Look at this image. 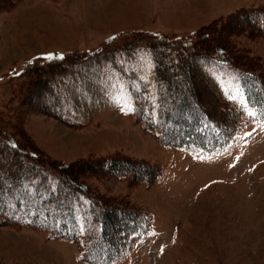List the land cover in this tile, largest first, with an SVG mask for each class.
<instances>
[{"label":"rangeland","instance_id":"1","mask_svg":"<svg viewBox=\"0 0 264 264\" xmlns=\"http://www.w3.org/2000/svg\"><path fill=\"white\" fill-rule=\"evenodd\" d=\"M7 2L0 0V6ZM261 6L264 0H22L12 10L1 7L0 110L11 96V82L31 68L62 59L64 64L81 59L101 64L95 62L92 69L81 65L74 80L60 82L67 92L73 87L82 126H65L28 111V148L66 164L122 153L164 169L152 187L85 174L93 190L127 197L152 215L149 233L133 236L116 264H264V123L249 109L244 91L233 87L232 74L228 71L230 81H219L217 88L246 109L241 133L224 149L191 152L162 145L137 124L119 71L111 58L103 57L166 35L186 38L232 16L221 38H232L227 44L234 53L244 48L264 62V36L246 35L253 27L241 16L242 9L257 12ZM145 59L138 55L124 66H147ZM81 257L73 243L0 225V264H84Z\"/></svg>","mask_w":264,"mask_h":264},{"label":"trees","instance_id":"2","mask_svg":"<svg viewBox=\"0 0 264 264\" xmlns=\"http://www.w3.org/2000/svg\"><path fill=\"white\" fill-rule=\"evenodd\" d=\"M8 1L0 10H12L22 0ZM242 10L253 27L245 24V34L264 36V7ZM230 18L186 38L166 35L145 47L127 46L103 56L113 60L123 79L121 90L132 104L131 115L162 145L215 152L237 139L246 109L217 88L219 81L228 84L229 72L233 87L244 91L249 109L264 123V62L244 48L235 53L228 48L232 38H221V31ZM138 55L149 64L140 61L135 68H125V61ZM98 61L54 60L11 82V96L0 110V225L30 228L73 243L84 264H116L133 236L149 233L152 215L127 197L93 190L83 178L114 176L128 186L152 187L163 177V167L122 153L74 164L58 162L38 148H28L24 129L25 114L33 110L65 126L81 127L73 87L67 92L60 82L74 80L81 65L92 69ZM33 100L38 109L32 107Z\"/></svg>","mask_w":264,"mask_h":264},{"label":"snow or ice","instance_id":"3","mask_svg":"<svg viewBox=\"0 0 264 264\" xmlns=\"http://www.w3.org/2000/svg\"><path fill=\"white\" fill-rule=\"evenodd\" d=\"M254 115V113H252V112H249V116H253Z\"/></svg>","mask_w":264,"mask_h":264}]
</instances>
